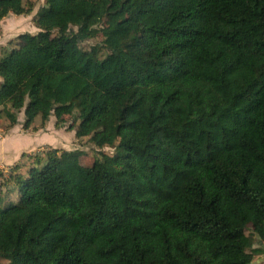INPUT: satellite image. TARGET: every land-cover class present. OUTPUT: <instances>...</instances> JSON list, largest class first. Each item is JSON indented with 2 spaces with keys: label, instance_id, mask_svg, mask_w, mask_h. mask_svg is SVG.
<instances>
[{
  "label": "trees",
  "instance_id": "trees-1",
  "mask_svg": "<svg viewBox=\"0 0 264 264\" xmlns=\"http://www.w3.org/2000/svg\"><path fill=\"white\" fill-rule=\"evenodd\" d=\"M35 25L0 58V122L54 116L101 159L0 172V264L263 259L264 0H45Z\"/></svg>",
  "mask_w": 264,
  "mask_h": 264
},
{
  "label": "rangeland",
  "instance_id": "rangeland-1",
  "mask_svg": "<svg viewBox=\"0 0 264 264\" xmlns=\"http://www.w3.org/2000/svg\"><path fill=\"white\" fill-rule=\"evenodd\" d=\"M29 5L33 8L29 16L10 15L0 21V58L5 52H9L16 44L17 37L20 34H37L39 30L35 25L37 13L45 6V0H29ZM100 39L91 40L82 45L84 49H90L95 46ZM24 112L19 115V123L10 131L7 130L8 123L3 120L0 122V172L8 174L9 169L16 163L25 164V154H34L43 152L46 149H58L64 151L79 150L85 153L81 159L84 166L93 164L101 159L98 149L91 144L90 138L77 139L75 131H68L65 128H56V119L52 116L49 121L43 122L39 117L33 124V129L25 131ZM105 153L112 154V148L102 150ZM5 191V190H3Z\"/></svg>",
  "mask_w": 264,
  "mask_h": 264
},
{
  "label": "water",
  "instance_id": "water-1",
  "mask_svg": "<svg viewBox=\"0 0 264 264\" xmlns=\"http://www.w3.org/2000/svg\"><path fill=\"white\" fill-rule=\"evenodd\" d=\"M256 264H261V263H264V258L263 259H260L258 261L255 262Z\"/></svg>",
  "mask_w": 264,
  "mask_h": 264
},
{
  "label": "crops",
  "instance_id": "crops-1",
  "mask_svg": "<svg viewBox=\"0 0 264 264\" xmlns=\"http://www.w3.org/2000/svg\"><path fill=\"white\" fill-rule=\"evenodd\" d=\"M38 14V13H37ZM21 35V34H20ZM34 35V34H33ZM0 82H1V80H0Z\"/></svg>",
  "mask_w": 264,
  "mask_h": 264
}]
</instances>
